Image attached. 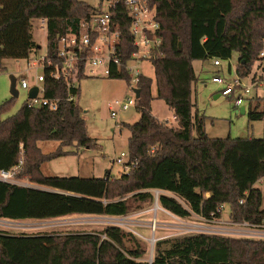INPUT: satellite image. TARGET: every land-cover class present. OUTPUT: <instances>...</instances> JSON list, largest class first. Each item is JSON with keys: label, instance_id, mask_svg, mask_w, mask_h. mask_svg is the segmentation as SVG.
<instances>
[{"label": "trees", "instance_id": "obj_1", "mask_svg": "<svg viewBox=\"0 0 264 264\" xmlns=\"http://www.w3.org/2000/svg\"><path fill=\"white\" fill-rule=\"evenodd\" d=\"M150 3L157 8L162 44L152 60L154 78H141L136 107L140 119L121 127L130 132L127 162L131 171L102 180L44 176L45 163L69 153L60 148L44 154L39 142L95 146L80 108L68 101L71 93L78 95L79 87L69 91L65 80H55L45 70L44 98L57 100V108L33 107L28 100L13 117L0 118V171L18 168V180L53 191L0 182V220L57 217L82 208H99L94 212L100 216L126 217L143 204H154V193L159 192V206L179 219L213 221L221 217L222 207L229 206L233 223L264 225L263 192L256 187L264 178V139L210 138L206 118L194 111L192 100L198 81L195 62H230L238 54L237 74L240 78L251 74L264 48V0ZM94 10L86 0H0V69L5 60L39 55L41 48L32 29L35 20L43 19L48 21V58L57 63L59 37L75 31ZM122 34L123 45L131 52L127 21ZM111 79L128 80L125 75ZM155 99L171 108L176 125L153 116ZM12 103L0 105V115ZM250 103L249 121H264V112L258 111L262 100ZM87 183L103 189L105 202L80 195ZM146 256L135 236L116 226L64 238L0 231V264H264V239L193 233L156 242L152 263Z\"/></svg>", "mask_w": 264, "mask_h": 264}, {"label": "rangeland", "instance_id": "obj_2", "mask_svg": "<svg viewBox=\"0 0 264 264\" xmlns=\"http://www.w3.org/2000/svg\"><path fill=\"white\" fill-rule=\"evenodd\" d=\"M89 4H95V0H86ZM34 41L41 48L37 57L46 53L47 29L42 26L40 20L33 22L32 29ZM264 51V48L262 49ZM238 54H235L230 62H223V67L217 69L210 63L205 64L203 72L200 70L202 63L196 62L198 81L193 85L192 100L195 104L194 111L205 116V129L210 138L226 139H262L264 137V121H249L247 114H242V108L248 111L251 107L250 101L245 100L240 107L235 106L236 97L222 95L223 87L212 82L214 76L226 77L228 83L232 84L234 79L240 78L237 74ZM26 60H5L0 69V105L12 101V106L0 115L1 120H6L16 115L23 105L29 100L28 90L20 87L22 78H27L30 84H34L35 71H27ZM231 68V70H229ZM144 74L154 78L153 65H144ZM41 73V71H40ZM17 80L19 96L11 94V79ZM242 83L250 85L255 80L264 81V66L256 62L251 74L247 78H240ZM79 87V93L75 104L80 108L83 118L86 120L89 136L95 141L91 149L72 146L64 147L61 143L49 141L39 142L38 147L44 154L56 152L58 149L69 153L67 156L57 158L42 166V173L46 177L84 179H105L110 175L113 179L119 178L124 173L122 164L115 162L121 154H128V140L130 132L122 124L133 125L140 119L136 108L127 112H120L117 119L112 118L108 105L116 100L132 96L127 83L124 80L109 78L75 79ZM40 85V84H39ZM154 95L156 88L154 86ZM256 90L253 91L255 95ZM257 94L264 96V90L258 89ZM254 103V101H253ZM255 104V103H254ZM152 114L160 121H168L176 125L173 120V111L163 100L155 99L152 102ZM258 111H262V107ZM127 160L124 159V161ZM110 173V174H109ZM19 185L42 191H48L45 186L31 183L29 180H20ZM256 187L263 192L264 208V181L259 182ZM35 191H32L34 194ZM104 191L89 183L86 184L83 198H92L105 202ZM156 200L154 204L141 205V209L132 212L126 217H105L94 212L100 210L82 208L81 212H69L66 215L47 218L31 217L25 221L0 220V231L11 234L27 235H53L64 238L69 234L98 233L109 226H116L127 233L132 234L138 240L139 246L147 252L145 260L153 261V252L156 242L168 238H175L193 233H208L234 238L264 239V225L244 226V223H233L230 219L231 209L225 206L220 218L207 221L202 218L179 219L163 210L158 204L157 192L154 193ZM85 200H83V203ZM57 210V209H56ZM51 217V218H50Z\"/></svg>", "mask_w": 264, "mask_h": 264}, {"label": "built area", "instance_id": "obj_3", "mask_svg": "<svg viewBox=\"0 0 264 264\" xmlns=\"http://www.w3.org/2000/svg\"><path fill=\"white\" fill-rule=\"evenodd\" d=\"M93 6L94 12L89 18L82 20L75 31L59 37L57 63L48 58L47 50L43 56H32L26 60L27 71H35L36 76L34 84H30L27 78H22L20 87L28 91L32 87H38L37 97L29 99L30 106H44L50 110L57 108V100L50 101L44 98L43 82L45 70H48L55 80H65L69 91L78 88L75 79L87 77L111 79L125 75L132 96L110 103L108 110L112 118L117 119L120 112L137 107L136 90L140 89L141 78L146 76L144 65L146 63L152 65V60L159 55L162 44L159 37L161 25L157 20V8L151 5L150 0H95ZM40 21L42 26L47 27L46 19ZM124 21H127L129 34L133 39L131 52L123 45ZM258 62L260 66H264V51H261ZM222 64L223 61L220 59L213 60V65L217 69L222 68ZM232 81L233 83L229 84L226 77L212 78L214 84L223 87V96L236 97L235 106H242L245 100L255 103L261 99L264 112V96L257 94L258 89L264 90V81L255 80L250 85L242 83L240 78ZM76 97L71 93L68 101L75 103ZM126 157L123 153L115 162L123 165L124 173H129L132 166L127 160L124 161ZM17 170L18 168L1 170L0 182L20 186L16 178ZM260 181L263 182L264 178ZM244 226L253 227L248 223H244Z\"/></svg>", "mask_w": 264, "mask_h": 264}, {"label": "water", "instance_id": "obj_4", "mask_svg": "<svg viewBox=\"0 0 264 264\" xmlns=\"http://www.w3.org/2000/svg\"><path fill=\"white\" fill-rule=\"evenodd\" d=\"M40 49V47H39ZM11 94L13 97L17 98L19 96V92L17 90V80L16 78L12 77L11 79ZM38 95V87H32L29 91H28V99L32 100L35 99ZM136 95H137V99L140 98L141 95V90L137 89L136 90ZM242 114H246V110L245 108H242Z\"/></svg>", "mask_w": 264, "mask_h": 264}, {"label": "crops", "instance_id": "obj_5", "mask_svg": "<svg viewBox=\"0 0 264 264\" xmlns=\"http://www.w3.org/2000/svg\"><path fill=\"white\" fill-rule=\"evenodd\" d=\"M196 63V62H195ZM193 64V67H194V70H195V73H196V76L198 77V73H197V69H196V64ZM200 63H202V66H200V70H201V72H203L204 71V69H205V64L206 63H210L211 64V66L213 65V60H210V61H206V62H200ZM224 64V63H223ZM223 64H222V67H223ZM213 67H214V65H213ZM199 78V77H198ZM245 110H246V108H245ZM174 115V114H173ZM173 120L175 121V116H173ZM110 174V173H109ZM46 188H48V187H46ZM99 189V191H102L103 192V189L102 188H98ZM48 190H51V191H53V189H51V188H48ZM45 191V190H44ZM94 200H97V199H94ZM98 201H100V200H98Z\"/></svg>", "mask_w": 264, "mask_h": 264}]
</instances>
